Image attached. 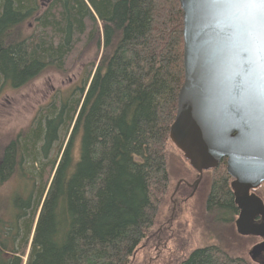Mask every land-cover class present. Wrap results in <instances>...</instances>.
I'll return each instance as SVG.
<instances>
[{
	"label": "trees",
	"instance_id": "16d2710c",
	"mask_svg": "<svg viewBox=\"0 0 264 264\" xmlns=\"http://www.w3.org/2000/svg\"><path fill=\"white\" fill-rule=\"evenodd\" d=\"M91 48L81 85L57 90L0 146V264H164L142 258L169 199L179 0H0V93L51 67L68 73ZM214 175L207 208L219 222L232 209L224 160ZM12 178L25 197L1 194ZM187 253L179 264H253L229 242Z\"/></svg>",
	"mask_w": 264,
	"mask_h": 264
},
{
	"label": "water",
	"instance_id": "95a60500",
	"mask_svg": "<svg viewBox=\"0 0 264 264\" xmlns=\"http://www.w3.org/2000/svg\"><path fill=\"white\" fill-rule=\"evenodd\" d=\"M179 5L184 79L169 140L198 174L225 159L239 209L235 226L262 237L248 254L264 264V207L250 193L264 182V57L256 29L217 0ZM257 216L262 224L252 222Z\"/></svg>",
	"mask_w": 264,
	"mask_h": 264
},
{
	"label": "rangeland",
	"instance_id": "374dc122",
	"mask_svg": "<svg viewBox=\"0 0 264 264\" xmlns=\"http://www.w3.org/2000/svg\"><path fill=\"white\" fill-rule=\"evenodd\" d=\"M95 54L96 52L93 48L89 49L68 73L63 74L55 67H51L27 85L13 90L6 88L7 93L6 91L0 93V146H4L10 142L15 135L19 134L20 136H24L28 133L27 129L29 124L34 119L38 109L41 106L49 104L48 99L50 96H53L57 90L60 94H63L62 91H65L64 94L67 95V91L70 87L76 84L81 85L85 67L88 62L95 57ZM76 93H78V90H76ZM55 151L56 148L53 150L52 155ZM167 161L170 191L168 193L169 199L165 204V209L159 214L163 224L159 226V230L155 232L151 240L153 245L151 251L145 258H142V262L144 259L156 255L159 262L166 264L165 261L169 258L178 259L191 248L210 245L211 242H220L223 245L229 242L231 246L234 247L236 253L239 252L237 246L245 248L249 244V240L237 239V237H234V235L231 234L234 232H229L231 230V225L221 233V235L228 233V238L218 237L222 240H217L214 233H211L206 228V225L211 222V219L202 216L203 212L201 206H203L204 197L201 201V206L196 200L198 197L191 198L188 201L191 203L189 204L187 202V207H184L182 204H177V202L175 204L174 201H176V199L174 197V192L178 186V179L184 177L187 180H192L193 174L188 169L189 163L184 161L173 146L169 147L167 150ZM27 171L31 172L30 169L26 170L27 175ZM32 174L36 177V173L32 172ZM15 189H17L19 194L23 197L28 193V189L22 193V185L15 178H12L2 186L1 194L3 195ZM158 235L163 239L159 241L157 239ZM157 242H159V244ZM152 250H154L155 253Z\"/></svg>",
	"mask_w": 264,
	"mask_h": 264
},
{
	"label": "flooded vegetation",
	"instance_id": "af4514ba",
	"mask_svg": "<svg viewBox=\"0 0 264 264\" xmlns=\"http://www.w3.org/2000/svg\"><path fill=\"white\" fill-rule=\"evenodd\" d=\"M222 160H224V163H225V159H222ZM221 161L219 162V164L221 163ZM216 167H214L212 169L204 170V171H202L201 174H198V172H196L194 169L189 167V164H188V169L192 172L193 179L187 180L184 177H181L178 179V186L174 192V197L176 199V201H174L175 204L177 202V204H182L184 207H187V202L191 198L198 197L196 200L199 202V204L201 206V201L204 197L203 206H201V209L203 212L202 216L209 217V215H210L209 213H211V211L208 210V208H207V202H208L207 199H208L209 191L213 185V180H214V176H215L214 175V169ZM225 169H226V165H225ZM197 180H199V182H198L197 186L195 187V182ZM231 180H232V178L228 182V186H229L230 194H231V208H232V209H230L231 217L228 219H227L228 216L222 217L219 222L215 221L214 217H209L211 219V222L208 225H206V228L211 233H214L215 238H217V240H218V239H220L218 237L228 238V233L224 234V235H221V233L224 230H226L228 227H230L229 225H231V227H230L231 230L229 232L231 233V231H233L234 233H231V234L234 235V237H237V239H248L249 240V244L245 248H241L240 246H237V248L239 249V252L237 254H239L244 260L248 259L253 264H260V262H256L255 260H251L248 252L254 245L262 242V237H260L259 235H249L248 233H243L241 231H238L236 226H235V220H236V218H238L239 209L237 208V206L235 204V198H234L233 192L230 188ZM263 186H264V182H262L256 189L250 190V193L255 195L262 202V205L264 207V187ZM205 191H206V193H205ZM188 203L190 204L191 202H188ZM252 222L254 224L255 223L256 224H262L263 223L260 216L253 218ZM232 224H233V227H232ZM157 239L160 241L163 238L160 237V235H158ZM220 240H222V239H220ZM157 243L159 244V242H157ZM215 243L216 242H211V244H215ZM196 248H191L189 250V252L195 250ZM189 252L187 254H189ZM179 259H181V258H178V259L170 258L168 264H174V263L179 264L183 260V259H181V260H179ZM177 260H179V261L176 263Z\"/></svg>",
	"mask_w": 264,
	"mask_h": 264
},
{
	"label": "snow or ice",
	"instance_id": "6c2138e0",
	"mask_svg": "<svg viewBox=\"0 0 264 264\" xmlns=\"http://www.w3.org/2000/svg\"><path fill=\"white\" fill-rule=\"evenodd\" d=\"M218 3L235 8L253 23L259 41V50L264 57V0H217Z\"/></svg>",
	"mask_w": 264,
	"mask_h": 264
}]
</instances>
